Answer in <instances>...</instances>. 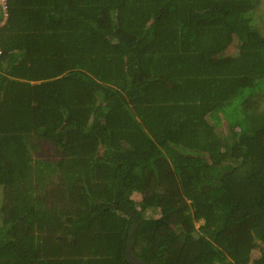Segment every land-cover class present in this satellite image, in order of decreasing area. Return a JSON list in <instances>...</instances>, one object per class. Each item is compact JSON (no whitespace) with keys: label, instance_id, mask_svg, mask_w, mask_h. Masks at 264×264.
I'll use <instances>...</instances> for the list:
<instances>
[{"label":"trees","instance_id":"16d2710c","mask_svg":"<svg viewBox=\"0 0 264 264\" xmlns=\"http://www.w3.org/2000/svg\"><path fill=\"white\" fill-rule=\"evenodd\" d=\"M262 3L8 0L0 264H264Z\"/></svg>","mask_w":264,"mask_h":264},{"label":"rangeland","instance_id":"374dc122","mask_svg":"<svg viewBox=\"0 0 264 264\" xmlns=\"http://www.w3.org/2000/svg\"><path fill=\"white\" fill-rule=\"evenodd\" d=\"M257 9H258V11L260 10L263 13V15H264V0H263V3L260 5V9H259V7ZM256 11H255V19H254L255 20V26L256 27H258V26L260 27L261 24L264 23V20L262 19V17H261V19L259 17H257V16H259V13L256 14ZM137 200H139L138 197H137ZM260 254H261V252H260L259 249L254 250L253 253H252V260H255L258 257H260Z\"/></svg>","mask_w":264,"mask_h":264},{"label":"built area","instance_id":"2783aa9c","mask_svg":"<svg viewBox=\"0 0 264 264\" xmlns=\"http://www.w3.org/2000/svg\"><path fill=\"white\" fill-rule=\"evenodd\" d=\"M8 19V0H0V28L5 25ZM1 54V50H0Z\"/></svg>","mask_w":264,"mask_h":264},{"label":"clouds","instance_id":"9594fccd","mask_svg":"<svg viewBox=\"0 0 264 264\" xmlns=\"http://www.w3.org/2000/svg\"><path fill=\"white\" fill-rule=\"evenodd\" d=\"M3 26H4V25H3ZM135 196H138V199H139V200H141V198H140L139 194H136ZM136 199H137V198H136Z\"/></svg>","mask_w":264,"mask_h":264},{"label":"crops","instance_id":"0c3cea01","mask_svg":"<svg viewBox=\"0 0 264 264\" xmlns=\"http://www.w3.org/2000/svg\"><path fill=\"white\" fill-rule=\"evenodd\" d=\"M209 118L213 119V115H210V117H209Z\"/></svg>","mask_w":264,"mask_h":264}]
</instances>
